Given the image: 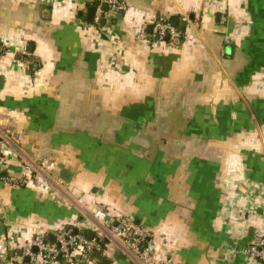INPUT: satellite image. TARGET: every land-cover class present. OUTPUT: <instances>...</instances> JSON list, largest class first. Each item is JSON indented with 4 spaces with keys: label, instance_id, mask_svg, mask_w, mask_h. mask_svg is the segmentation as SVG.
I'll return each instance as SVG.
<instances>
[{
    "label": "crops",
    "instance_id": "crops-1",
    "mask_svg": "<svg viewBox=\"0 0 264 264\" xmlns=\"http://www.w3.org/2000/svg\"><path fill=\"white\" fill-rule=\"evenodd\" d=\"M122 1L103 25L97 0H0L3 169L31 172L0 179V263L41 264L12 239L102 230L107 205L155 264H264L247 253L264 236V0ZM158 16L183 41L155 39ZM101 255L81 264H140L116 238Z\"/></svg>",
    "mask_w": 264,
    "mask_h": 264
},
{
    "label": "built area",
    "instance_id": "built-area-1",
    "mask_svg": "<svg viewBox=\"0 0 264 264\" xmlns=\"http://www.w3.org/2000/svg\"><path fill=\"white\" fill-rule=\"evenodd\" d=\"M97 10L95 20L105 15L106 10L102 7L103 3L108 4V10L117 14L126 8L125 2L122 0H97ZM187 20V16L184 17ZM152 36L160 41L169 37L170 41L179 38L181 31L172 21L164 16H158L154 22ZM150 34L143 27L137 33L138 41L146 40ZM5 121L9 123L6 129V135L15 141H21L23 134L17 132L12 127L11 119L5 117ZM4 142H0V170L4 164ZM42 166H47L46 160L42 161ZM0 179L18 184H25L31 179V172L26 171L19 177L13 175L1 176ZM61 181H63L61 179ZM94 217L100 221L103 226L102 230L94 232L91 239L85 234L75 232L71 227H60L55 231L54 239H47L45 236L37 235L29 241H20L18 238L12 239L17 247L23 250L25 256H29L31 260L41 264H81L82 262L92 261L94 251L106 253L108 244L113 239H118L123 246L126 256L138 261L140 264H155V249L152 245H146V238L149 233L141 228L135 218L124 211H114L107 205H99L94 209ZM106 238L109 242L105 247L102 246V239ZM36 247V251H34ZM247 253L250 257H255L264 261V236L257 237L249 245ZM1 264V263H0ZM169 264V263H162Z\"/></svg>",
    "mask_w": 264,
    "mask_h": 264
},
{
    "label": "water",
    "instance_id": "water-1",
    "mask_svg": "<svg viewBox=\"0 0 264 264\" xmlns=\"http://www.w3.org/2000/svg\"><path fill=\"white\" fill-rule=\"evenodd\" d=\"M102 7L104 8V10H108V4L107 3H103L102 4ZM96 10H97V4H94V5H90L89 7H88V10H87V20H88V22H94L95 21V14H96ZM118 17L119 18H122L123 17V12H118ZM105 22H106V17L105 16H102L100 19H99V23H101V24H105ZM173 23L174 24H178V18H176L174 21H173ZM153 27H154V25L151 23V24H149V26H148V31L149 32H151L152 30H153ZM166 40H169V37H167L166 38ZM175 42H179V39L177 38V39H175ZM10 168H13V169H16L15 167H13V166H10ZM71 176H72V173H71V171L70 170H68V169H63L62 171H61V177L63 178V179H66V180H69L70 178H71ZM75 232H77V230L75 231ZM93 235H94V232H92V231H90L89 233H88V238L89 239H91L92 237H93ZM34 251H36V247H34ZM20 254H23V250L21 249L20 251ZM93 255L95 256V257H97V258H101V252H99V251H94V253H93ZM126 257V255H122V258H125ZM26 259L28 260V261H30L31 259H30V257L29 256H26ZM102 263L103 264H111V259H107V258H105V259H102ZM129 264H135L133 261H131V262H129Z\"/></svg>",
    "mask_w": 264,
    "mask_h": 264
},
{
    "label": "trees",
    "instance_id": "trees-1",
    "mask_svg": "<svg viewBox=\"0 0 264 264\" xmlns=\"http://www.w3.org/2000/svg\"><path fill=\"white\" fill-rule=\"evenodd\" d=\"M169 21H172V18H170V19H168ZM177 27L180 29V31H181V34H180V36H179V39L181 40V41H183V39H184V34H185V22L183 23H181V22H179L178 24H177ZM0 175L1 176H9L10 174H9V172H8V170L7 169H1L0 170ZM79 234H84V233H81V232H78ZM109 241L106 239V238H103L102 239V246L103 247H105L106 245H107V243H108Z\"/></svg>",
    "mask_w": 264,
    "mask_h": 264
}]
</instances>
